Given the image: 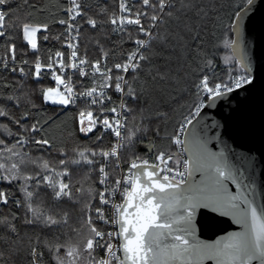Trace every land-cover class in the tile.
<instances>
[{"label": "snow or ice", "instance_id": "1", "mask_svg": "<svg viewBox=\"0 0 264 264\" xmlns=\"http://www.w3.org/2000/svg\"><path fill=\"white\" fill-rule=\"evenodd\" d=\"M255 31L261 0H0V264H264L255 129L223 111Z\"/></svg>", "mask_w": 264, "mask_h": 264}, {"label": "water", "instance_id": "2", "mask_svg": "<svg viewBox=\"0 0 264 264\" xmlns=\"http://www.w3.org/2000/svg\"><path fill=\"white\" fill-rule=\"evenodd\" d=\"M264 4V0H261ZM254 37L257 41V59H258V85L257 88L251 92L238 91L234 94L230 104L224 105V114L229 115L233 108L239 109V116L242 119L251 121L255 134L250 139H244L241 141L244 147L238 150L246 151L251 148L254 154L259 159L260 164V179L262 181L260 189L264 192V141L261 140L260 131L264 126V84L260 82L264 81V36L258 31L250 34V38ZM217 110H213L210 114H215ZM220 118L219 116L217 117ZM142 149V148H141ZM143 150V149H142ZM200 218L198 217V220ZM227 218H219L217 220L205 221L200 228L201 239H213L218 235L225 234L226 231L234 230L229 227V224L225 221Z\"/></svg>", "mask_w": 264, "mask_h": 264}, {"label": "trees", "instance_id": "3", "mask_svg": "<svg viewBox=\"0 0 264 264\" xmlns=\"http://www.w3.org/2000/svg\"><path fill=\"white\" fill-rule=\"evenodd\" d=\"M53 2H56V0H53ZM99 2H100L101 5L103 6L105 0H99ZM110 2H114V0H110ZM38 37H39V34H38ZM39 43L41 44V46H42L43 48H49V47H50L49 42H47V41H43L42 39L39 40ZM90 47H91V46H90ZM138 150L141 151V152H143V150H142L141 148L138 149ZM81 175H83V170H82V172H81Z\"/></svg>", "mask_w": 264, "mask_h": 264}]
</instances>
